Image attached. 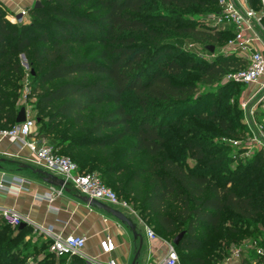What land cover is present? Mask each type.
<instances>
[{"label":"trees","instance_id":"trees-1","mask_svg":"<svg viewBox=\"0 0 264 264\" xmlns=\"http://www.w3.org/2000/svg\"><path fill=\"white\" fill-rule=\"evenodd\" d=\"M41 1L39 7L28 10L30 19L22 24L12 23L0 6V77L4 72L19 73L21 67L15 58L20 53L25 56L31 77L35 80L27 98L36 97L33 105L35 126H38L36 137L48 141L47 135L55 131L51 137L54 144L49 143L57 151L58 147L65 151L72 148L71 155L81 150L76 157L83 162L77 166L78 171L95 172L101 180L119 173L122 170L118 165L120 162L129 161L136 153H143L142 162L122 185L115 182L125 192V198L120 199L129 203L144 222L147 218L152 219L164 234L175 237L184 231L178 244L174 245L177 254L178 251L191 253L201 250L207 242L202 228L218 230L224 223V212L231 220L236 219L243 224L264 217V192L248 189L240 194L237 186L228 185L232 178L223 181L219 175L212 178L205 173L216 162L208 161L200 167V161L207 156L201 137V140L184 143L193 152V168L167 153L166 126L173 121L166 122L161 111L172 105L182 104V109H175H180L179 119L191 116L206 120L229 138L237 136L230 129L232 123L219 115L217 105H211L206 114L188 105L192 91L173 79L188 65L171 59L151 71V64L143 63L148 47L137 44L135 37L123 34L129 31L151 33L149 36L154 39L156 35L149 24L165 22L166 19L132 16L142 13L145 6L154 1L176 8L199 4L217 12L218 0H94L88 13L76 10L92 0ZM252 2L257 4V0ZM204 23L207 24V19ZM207 25L205 29L188 26L184 32L201 42L203 48L212 45L208 42L226 43L232 36L231 28L218 31ZM90 44L92 49L83 53L81 49ZM153 46H157V49L153 47L157 55L152 60H163L168 51H159L157 43ZM94 52H97L95 56L90 57ZM244 64L234 56L220 54L205 65V81L218 80L228 68L237 70ZM6 77V81L0 82L1 87L11 81V75ZM231 83L234 82L229 81L228 84ZM238 85L243 90V86ZM16 92L17 87H13L9 102L5 100L6 91L0 89V128L15 124L18 110L12 104L16 101ZM127 92L134 95L139 112L136 109L129 112L123 104ZM63 122L66 125L61 127ZM178 129V134L188 133L186 127ZM126 137H131L130 141L115 155L114 147ZM86 155L92 156L88 164L85 163ZM101 162L104 164L101 170L95 169ZM263 163L262 154L257 152L243 166H237L242 167L239 174L259 167L258 173L248 179L257 181L260 174H264ZM141 184H146L145 191H142ZM29 233L26 227H11L0 219V264H23L35 257L29 253L31 243L22 245ZM258 244L262 247V243ZM54 257L48 251L50 261L43 264H53ZM194 262L204 263L199 259H194ZM242 264L249 262L242 260Z\"/></svg>","mask_w":264,"mask_h":264},{"label":"rangeland","instance_id":"rangeland-1","mask_svg":"<svg viewBox=\"0 0 264 264\" xmlns=\"http://www.w3.org/2000/svg\"><path fill=\"white\" fill-rule=\"evenodd\" d=\"M40 4L42 1L39 0ZM44 2V1H43ZM94 0L87 3L83 8L76 10L79 13H88L92 8ZM255 3V2H254ZM34 7V6H33ZM5 13V16L9 15ZM213 8L207 6L203 7L199 4H193L187 8H176L173 6H167L161 4L159 1H154L145 6L144 11L139 14H132L133 17L140 18H156L166 19L165 22L153 23L149 25L154 29L155 37L151 39L149 34L143 32H124V35H131L137 39V44L145 45L148 47V53L146 54L143 63L149 62L151 64V71L156 70L160 63H166V61L174 59L176 62L184 65H188L187 68L182 70L180 74L174 75L173 79L176 83L185 86L187 89L192 91V94L188 98V105H192L197 112H202L204 114L210 111L211 105H217L219 115L225 117L226 121L229 120L232 123L230 129L236 134L235 139H240L245 143L248 135V130L244 122V116L239 106V99L242 95V87L238 84L225 81V75L234 72L232 68L226 70V74L218 80L213 82H207L204 76V67L208 63L215 60V58L223 54V49L225 42L217 41L214 43L208 42L215 46L213 53L206 51L201 42L195 41L191 35L184 32L185 27L191 26L198 29H205L208 27L204 23L205 19L212 14H214ZM152 18V19H153ZM205 18V19H204ZM12 23L13 19L8 18ZM30 19L28 15V20ZM202 21V22H201ZM157 43L159 45V51L165 52V58L161 61H153V57L156 54L157 46H153ZM154 47V48H153ZM92 49L91 44L82 48L83 53H88ZM97 52L90 54V57H94ZM15 60L20 64L21 70L19 73L12 74L11 72H4L0 77V82L7 79V75H11V81H7L0 89L6 91V99L11 102L10 95L12 94V88L17 87L16 101L12 104L18 111L22 106L25 107L26 111L30 115L36 117V110L33 108L36 102V97L27 98V96L33 90L35 85V80L31 77L30 68L27 64V59L20 53L17 54ZM123 104L128 108L129 112L131 109H136L139 112L140 109L136 108V100L131 92H127L123 97ZM181 105V106H180ZM172 105L162 109L166 122L172 120V124H167L165 140L167 146V153H170L171 157L174 159L186 163L188 166L193 168L195 164V159L191 157L193 152L188 146H185L186 142H194L196 139H204L203 147L206 151V159L200 161V167L205 165V163L212 162L215 163L208 169L205 173L212 178L219 175L223 181L228 178H232L228 185L231 187H238V193H245L248 189H253L256 193L258 191L264 192V174H260L254 180V182L249 181V177L256 175L260 170L259 167H252L246 173L239 174L242 167H237L238 165H244L246 161L252 159L256 154L255 150L250 153L247 158H238L234 160L231 158L233 148L230 146L229 138L225 133L221 132L218 127L211 122L206 120L197 119L195 117L187 116L186 118L179 119V110L182 109V104ZM176 108L178 111H175ZM193 109V108H192ZM66 122L62 123L61 127H64ZM186 127L188 133L186 135L178 134V128ZM34 131H38V126H35ZM182 132V130H181ZM55 134V131L52 132ZM203 134L199 136V134ZM53 134H48L47 142L54 144L51 139ZM131 137H126L124 141L114 147V154L118 155L124 147L128 144ZM200 139V140H201ZM201 142V141H200ZM220 143H225L230 150L223 147ZM72 148L64 150L58 147L60 154L64 156L71 157L77 166H81L83 162L76 159L77 154L81 153V150H76V153L70 154ZM171 151V152H170ZM113 154V155H114ZM143 153H136L129 161L120 162L118 165L122 168V172L116 173L115 175H107L102 180L110 188H112L120 198H125V192L121 186L117 187L115 182H119L120 185L124 182L125 178L132 172V170L137 167L143 160ZM263 160H264V156ZM85 163L92 158L90 155H86ZM219 159V160H218ZM84 163V164H85ZM103 162L99 164L95 169L101 170ZM264 166V163L262 164ZM91 172V171H88ZM218 173V174H217ZM219 177H217L219 179ZM237 177V178H236ZM113 180V181H112ZM252 184L248 185V183ZM142 191H145L146 184L140 185ZM228 213H223L224 223L219 227L218 230L214 231L208 227L202 228L205 232L204 238L207 242L203 245V248L196 252H185L178 251L179 264H197L194 259L201 260V264H232L234 262H241L245 260L246 262H264V217H259L252 223H241L240 221L231 220ZM145 223L152 229V231L159 237L167 240L172 244L173 235H166L159 228L155 222L147 218ZM257 236V237H256ZM32 236L27 234L25 240H23L22 245H27L32 243ZM258 243H262V247ZM47 245L46 244H35L34 249H29V253L34 254V258L26 260L23 264H43L45 261H50L47 258ZM187 259V260H185ZM53 264H61L62 258H56L51 261Z\"/></svg>","mask_w":264,"mask_h":264},{"label":"built area","instance_id":"built-area-1","mask_svg":"<svg viewBox=\"0 0 264 264\" xmlns=\"http://www.w3.org/2000/svg\"><path fill=\"white\" fill-rule=\"evenodd\" d=\"M219 10L207 19L215 30L232 29V36L226 41L223 52L241 59L245 64L232 73L225 75V81H232L243 86L239 106L248 130L245 143L240 139H228L233 148L231 158H247L250 153L259 152L264 156V0H218ZM28 10H21L13 17L15 24L27 23ZM35 118L26 111L25 120L8 128H0V140L26 147L33 162L44 170L58 174L64 183L71 185L80 195L107 203L118 210L134 211L125 200L108 187L95 172H79L77 164L69 156L59 154L57 149L43 138L35 136ZM29 181L20 176H13L10 181L0 180V188L9 193L19 194L28 189ZM50 197V194L45 195ZM0 219L11 227L19 226L28 220L19 212L0 207ZM148 238H156L152 229L143 224ZM49 239L48 251L56 257L80 255L87 264H118L113 258L101 261L98 257L84 255L85 237L68 234L53 235L49 229H40ZM101 255H108L115 250V241L109 235L98 243ZM178 254L173 244H169L162 264H178ZM232 264H242L234 262ZM249 264H256L252 262ZM264 264V263H261Z\"/></svg>","mask_w":264,"mask_h":264},{"label":"crops","instance_id":"crops-1","mask_svg":"<svg viewBox=\"0 0 264 264\" xmlns=\"http://www.w3.org/2000/svg\"><path fill=\"white\" fill-rule=\"evenodd\" d=\"M35 1L0 0V6L9 15L8 18L13 19L21 10L33 7ZM45 173L63 180L60 175L36 165L26 147L6 139L0 140V180L7 182L13 176H20L29 181L28 189L19 194L0 188V207L13 209L28 220L20 225L29 229L32 236L31 249L41 243L48 248L49 239L40 231L42 228L49 229L53 235L74 234L85 237L84 255L98 257L101 261L113 258L118 264H162L170 243L157 235L156 238H148L143 226L146 223L135 211L120 210L134 224L136 236L125 223L82 200L84 196L71 185L64 183L58 186L46 182ZM48 194L50 197L45 196ZM107 235L113 238L116 247L110 254L101 255L98 243ZM56 258H62L61 264H87L86 259L80 255Z\"/></svg>","mask_w":264,"mask_h":264},{"label":"water","instance_id":"water-1","mask_svg":"<svg viewBox=\"0 0 264 264\" xmlns=\"http://www.w3.org/2000/svg\"><path fill=\"white\" fill-rule=\"evenodd\" d=\"M41 4L39 2V0H36L34 3V7L37 8L39 7ZM205 50L213 53L214 51V46L213 45H206ZM25 115H26V109L24 106H22L20 108V110L17 112L16 117H15V123H20L23 122L25 120ZM44 180L48 183L51 184H55L58 186H62L64 184V181L62 179L57 178L56 176L50 174V173H45V178ZM82 200L87 201L89 204L103 209L104 211L110 213L112 216H114L115 218H117L118 220H120L121 222L125 223L129 229L132 231L133 235L136 236L137 233L135 231V227L134 224L118 209L113 208L111 206L106 205L105 203H102L101 201H98L96 199H90L88 197H81ZM23 226V225H20ZM19 226V227H20ZM184 231L179 232L172 240V244L173 245H177L179 240L181 239V237L183 236ZM139 236V235H138Z\"/></svg>","mask_w":264,"mask_h":264}]
</instances>
